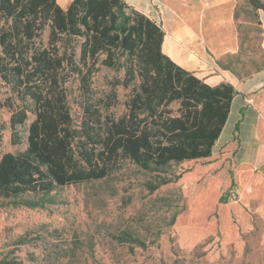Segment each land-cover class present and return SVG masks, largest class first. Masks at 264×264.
<instances>
[{
	"label": "trees",
	"instance_id": "1",
	"mask_svg": "<svg viewBox=\"0 0 264 264\" xmlns=\"http://www.w3.org/2000/svg\"><path fill=\"white\" fill-rule=\"evenodd\" d=\"M246 2L257 19L264 2ZM163 37L159 24L125 0H71L66 8L56 0H0V77L19 100L10 116L13 144L21 143L17 126L33 115L25 148L0 152L4 204L49 207L57 188L108 177L124 158L159 172L171 163L211 156L235 90L228 83L210 86L177 65L162 52ZM219 64L230 69L226 59ZM100 65L125 67L121 83L132 92L120 116L109 112L114 93L106 101L94 95L92 78ZM71 79L80 91L79 122L65 86ZM237 130L238 123L235 138ZM1 142L0 133V147ZM177 177L148 182L147 189L153 192ZM111 236L119 243L149 245L128 229Z\"/></svg>",
	"mask_w": 264,
	"mask_h": 264
},
{
	"label": "rangeland",
	"instance_id": "2",
	"mask_svg": "<svg viewBox=\"0 0 264 264\" xmlns=\"http://www.w3.org/2000/svg\"><path fill=\"white\" fill-rule=\"evenodd\" d=\"M237 17L242 46L225 59L229 70L246 77L264 66L261 29L248 3ZM124 76L123 65H100L92 78L95 97L116 96L109 109L115 116L126 112L132 92L121 83ZM65 86L79 122L78 82ZM18 104L12 84L0 77L1 153L26 146L32 114L16 128L21 143L11 142L10 116ZM177 107L170 105L173 114ZM218 156L171 163L159 172L124 158L108 177L57 188L56 203L46 208L14 207L0 199V264H264V185L250 182L251 171L236 170L232 153L215 166ZM169 176L178 177L149 192L148 182ZM123 229L149 245L117 242L111 234ZM20 237L26 243L17 244Z\"/></svg>",
	"mask_w": 264,
	"mask_h": 264
},
{
	"label": "crops",
	"instance_id": "3",
	"mask_svg": "<svg viewBox=\"0 0 264 264\" xmlns=\"http://www.w3.org/2000/svg\"><path fill=\"white\" fill-rule=\"evenodd\" d=\"M56 1L66 8L71 0ZM125 2L161 26L163 54L210 86L228 83L234 88L227 119L213 145L211 158L222 156H218L217 166L232 153L235 169L251 171L250 182L264 185V66L246 77H238L219 64L239 51L237 10L247 5L246 0ZM255 13L264 52V11L258 9Z\"/></svg>",
	"mask_w": 264,
	"mask_h": 264
}]
</instances>
